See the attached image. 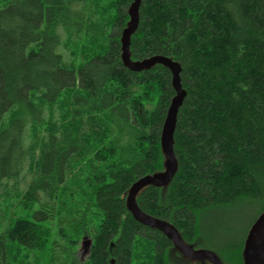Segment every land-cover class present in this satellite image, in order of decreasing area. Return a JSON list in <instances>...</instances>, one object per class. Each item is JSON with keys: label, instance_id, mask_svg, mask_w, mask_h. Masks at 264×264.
<instances>
[{"label": "trees", "instance_id": "trees-1", "mask_svg": "<svg viewBox=\"0 0 264 264\" xmlns=\"http://www.w3.org/2000/svg\"><path fill=\"white\" fill-rule=\"evenodd\" d=\"M133 1L0 0V264H192L127 206L138 179L165 170L176 96L168 68L123 64ZM131 53L178 62L186 91L179 170L137 204L193 248L244 264L264 213V0H142Z\"/></svg>", "mask_w": 264, "mask_h": 264}, {"label": "water", "instance_id": "water-1", "mask_svg": "<svg viewBox=\"0 0 264 264\" xmlns=\"http://www.w3.org/2000/svg\"><path fill=\"white\" fill-rule=\"evenodd\" d=\"M141 3L142 0H134L129 8L130 21L124 29L121 38L123 64L135 72L149 70L158 64L168 68L172 73V83L176 96L169 107L161 135L162 150L165 156V170L138 179L129 190L127 206L138 222L160 230L171 240L175 248L191 261L201 262L202 264H225L214 251L206 248L196 249L187 244L171 223L149 215L137 204V196L143 189L148 186H167L179 170V163L174 149V137L178 114L186 97V91L183 89L180 77L182 68L178 62L163 55H155L137 61L132 59L131 38L139 24ZM91 243V240H89L87 245L90 246ZM243 256L244 264H264V213L257 218L249 230ZM111 264H114V260H112Z\"/></svg>", "mask_w": 264, "mask_h": 264}, {"label": "rangeland", "instance_id": "rangeland-1", "mask_svg": "<svg viewBox=\"0 0 264 264\" xmlns=\"http://www.w3.org/2000/svg\"><path fill=\"white\" fill-rule=\"evenodd\" d=\"M62 36H63V40L65 38H68V36L66 35V33L63 31L62 33ZM76 40V39H75ZM66 46H64L63 48H61V52L65 55V57L68 59V60H71V50L73 49V44L69 43L67 40H66ZM68 45H70V49L68 48ZM34 175H33V172H31L29 169L26 168L25 172L23 173V175L21 176L19 182H10V188L12 187H15V188H12L13 189V193H14V203L17 202V197H18V194L19 193H24L26 191V189L28 188V186L30 185V183L32 182V179H33ZM19 183V184H18ZM15 184H18L17 186H15ZM16 190H17V193H16ZM8 224V216H6L4 218V220L2 221V224L0 225V231H2ZM89 237H84L82 238L81 240V243L79 245V249H78V258L80 260H85L87 258V256L89 255V250H90V246H88V242H89ZM31 261V260H30ZM46 260L44 259V262ZM194 262V261H193ZM143 264V263H139V262H135L134 264ZM195 264V262H194Z\"/></svg>", "mask_w": 264, "mask_h": 264}, {"label": "flooded vegetation", "instance_id": "flooded-vegetation-1", "mask_svg": "<svg viewBox=\"0 0 264 264\" xmlns=\"http://www.w3.org/2000/svg\"><path fill=\"white\" fill-rule=\"evenodd\" d=\"M191 263H192V264H194V262H193V261H191ZM196 264H202V263H201V262H199V263H196Z\"/></svg>", "mask_w": 264, "mask_h": 264}]
</instances>
